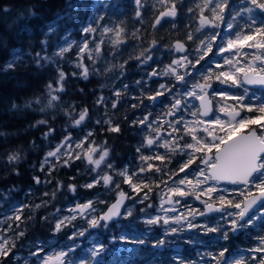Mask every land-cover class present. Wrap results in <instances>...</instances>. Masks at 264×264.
I'll return each instance as SVG.
<instances>
[{
	"label": "trees",
	"instance_id": "obj_1",
	"mask_svg": "<svg viewBox=\"0 0 264 264\" xmlns=\"http://www.w3.org/2000/svg\"><path fill=\"white\" fill-rule=\"evenodd\" d=\"M233 1L228 0L224 24L236 16V13H232L233 10L239 12L245 6H234ZM92 2L93 0H0V192L12 193L15 199H19L22 192L38 186L34 178L43 176L38 168L46 152L70 132L77 137L83 136L86 131L91 132L89 140L100 150L108 151L109 161L115 169L125 167L126 163L130 168L138 166L142 160L141 155L149 154L147 150H143V143L141 146L139 120L149 113L159 116L154 108L156 101L148 99V96L164 91L160 89L161 84L166 85L171 92L178 87V82L172 75L161 74L176 57L173 43L182 41L193 55L201 41L208 36L207 30L199 28L200 9L197 5H202L203 0H172L168 4H162L159 0H141L139 18L135 15V0H110L106 7L100 5L96 8L99 9L96 16L103 26L113 32L118 27L122 28L124 31L121 38L124 42L114 45L115 38H109L110 40L101 42L102 50L94 58L89 59L84 55L83 66L89 73L88 78L84 79L81 75L83 69L68 61L75 49L65 54L64 63L54 54V50L67 29L77 28L76 19L80 16L69 20L68 11L70 17L74 11L90 12ZM172 3L176 5V16L162 19L154 28L153 24L160 12L165 11ZM84 16H87V12ZM204 16L212 19L211 10H205ZM241 20L240 17L237 20L240 26ZM49 25H54L55 30L49 31ZM133 33H136L135 37ZM189 33L193 36L192 40L188 39ZM153 41L156 42L155 46ZM37 53L40 55L37 56ZM148 56L151 59L144 62ZM12 62L14 67L8 68L7 65ZM202 64L200 62L195 68L200 70ZM59 71L65 73L63 91H52L49 84L53 89L61 87V83H58ZM153 72L157 75H152ZM214 80L215 78L210 82ZM188 84L189 81L184 87ZM50 92L59 99L51 101L53 104L48 106ZM116 92H120L119 97L115 95ZM167 92L169 91H164V94ZM61 103H65L64 106ZM113 103L116 104L115 108L112 107ZM85 109L87 116L78 132L72 125ZM134 116L139 119L131 121L136 118ZM41 120L46 123H38ZM106 120L111 121V126H118L119 131H110V125L104 123ZM45 133L50 134L46 137ZM189 141V136L181 139L183 144ZM10 154H17L20 159L9 163ZM165 157L163 162L152 159L151 163L159 165L161 162L171 167L168 156ZM92 176L79 159L52 169L48 176L50 198L40 206L38 213L23 223L26 226L22 236L24 241L49 240L53 236L52 222L49 219L51 213L66 207L82 194L91 196L99 190L95 187L83 188L93 180ZM69 185L75 186V192L69 189ZM261 236H264V232L253 231L247 236L240 234L231 237L226 248L228 252L238 248H251L256 244L251 238ZM124 258L116 255L104 264H144L141 259L129 262Z\"/></svg>",
	"mask_w": 264,
	"mask_h": 264
},
{
	"label": "rangeland",
	"instance_id": "obj_2",
	"mask_svg": "<svg viewBox=\"0 0 264 264\" xmlns=\"http://www.w3.org/2000/svg\"><path fill=\"white\" fill-rule=\"evenodd\" d=\"M109 1L110 0H94L92 2L93 4L90 12L87 10H83L80 13L74 11L71 12L72 17H70V11H68L67 15L69 20L71 18L75 19L77 16L80 17L79 19H76L78 22L77 28L72 27L69 28V30L67 29L63 33L60 42L58 43L56 49L54 50V54L57 55V53L60 51L61 48L67 47L69 49L67 52L63 54L62 57L58 55L62 59V63H64V60L66 59L65 54L71 51V49L72 50L75 49V52H73L72 57L71 58L68 57V61L71 65L78 67L77 66L78 64H83L84 55H87V57L89 58V52H91L92 58L95 57V55L97 54L95 49L97 45H99L100 47L101 42H103L104 40L105 41L110 40L109 38L117 39L116 32H113L112 30L107 33L104 32V29L107 27L103 26L99 22L100 18H97L98 16H96V14L99 11V9L96 10V8L99 7L100 5H103L102 7H106ZM171 1L172 0H170V2ZM124 4L125 3H121V5ZM249 6L251 5H248V7ZM170 7L171 6H169L168 8ZM211 7L212 6L209 7V10L211 9ZM225 11L223 13V16L225 15ZM86 12H87V16L83 17V15H85ZM232 13L235 14V11L233 10ZM242 15L248 16V13L242 11ZM209 20L212 19L209 18ZM228 23L234 25L235 21L232 19L229 20ZM228 23L224 24V21L212 20V24H218L219 26L213 27L211 24H209V26L205 25L203 28H201V25L199 24V28L201 30L203 31L207 30L206 34H208V36L206 37L204 42L212 43V49H213L215 46L225 44L227 39L234 38V36H232L233 32L229 31L226 27ZM86 27H92L95 29V31L85 34L83 32V29ZM75 29L76 32H74ZM217 33L219 34L222 33L221 37H219L218 35L216 36L215 40H212V36ZM85 43H87L88 47L87 49L84 50V52H81V48ZM200 47H201V43L197 47V49ZM101 50L102 48H100V51ZM210 53H208V55ZM220 54H222L221 59L223 63H224V59L231 55V54L229 55L226 52ZM199 55L200 52L197 51L193 55L189 53L186 54L185 56L188 58V60L195 63L194 58H198ZM208 55L205 56V58L200 61L203 62L202 66H200L201 68L200 70H197V68H190L192 67L191 64H187L186 67L177 68L179 74L191 73V75H185V81H189V84L186 87H184L185 83L178 82L177 90L173 92L169 91L170 94H167L166 96H171V98H173L174 101H161L163 110L158 114L159 115L158 117H155V120H157L158 122L146 121L144 124L139 123L138 135L141 137V146L143 143V147H142L143 150H148L144 136L145 135L144 129H148L152 131V129H154L155 127V123H156V128L159 127L160 129L164 123L165 118L169 117L168 115H166V113L169 111V109L171 108L172 104L175 102L176 99L181 100V107L179 110L175 111V115L171 119V121L180 119L181 123L175 126L177 128L182 129L183 121H191L194 119L190 113L197 109V101L195 98L185 95V92L190 89L191 84L193 82L201 79V75H206L208 71L220 72V70H217L219 68L216 67V63L220 64V62L216 60L214 57L209 58ZM14 58L15 59L17 58L16 55H14ZM175 59L180 60L181 56H178L177 58L175 57ZM173 67L176 66L173 65ZM225 70H228V67H226V69H224L223 71ZM237 79H239V74H237ZM215 81L220 86L236 87L234 85H231V81H228L225 84H221L217 80H214V82ZM251 97L253 101H259V103H253L251 104V106L259 107V105L262 102H264V95L260 92H253L251 94ZM52 104L53 103H51V105ZM64 104L65 103L63 104L61 103L60 105L64 106ZM216 115L222 116L223 114L217 111ZM135 117L136 116H134L133 118ZM213 118L214 116L210 117L209 119H213ZM137 119L139 118L136 117L131 121H135ZM209 119H204V120H209ZM82 123L79 126L73 124L72 127L77 128V131L79 132ZM158 123H161V125ZM149 125H151V128H149ZM88 133L89 132L86 131L85 134H83V136L77 137L73 134V132H70L67 134L66 137V138L70 137V139L64 138L61 142L54 144L53 147L46 152L41 162V165L38 168V172L43 174L41 178L38 177L40 183H37L38 186H35L33 188L26 190L25 192H22L20 194L19 199L17 198L15 199L12 193L0 192V236H6L7 238H9L10 243L8 245V248L11 249L8 252L7 256H0V264H42L43 259L46 257L53 258L50 261V264H60V262L57 261L55 257L61 251L68 252V255L62 258L64 264H80L81 261H83V264H97V261H103L104 264L105 262H107L106 257H108L107 259H111L114 256L118 255L120 252L124 253V257H125L124 259L126 261L130 259L132 261L134 260L133 259L134 254L136 256V251L143 250L142 244L135 242L138 239H143L144 240L143 244H146V242L148 243V245L150 244L149 248L151 247V245L156 244L159 240H164L165 243L161 249H163L164 251L169 250L171 254L168 253L169 261H165V263L157 262L158 264H195V260L181 262L180 258L176 257L175 252H178L177 250L180 249L178 246L183 245L184 243H187L190 246L197 245L201 247V249L198 252V259L196 260L197 264H215V261L211 260L209 253H211L212 255H218V253L227 245L226 242L229 239H231V231L229 230V224L232 217H228L226 220L223 214L220 213V214H214L207 217H203L202 219H198L199 212H204V208H205V204L201 203V200H205L208 203H213L214 200L208 201L206 196H201L200 200L195 199L194 196H186V197L171 196V193L168 192V187L177 186L178 181L181 179L195 180L196 176L193 175V173L194 171L198 173L197 166L199 165L200 168L204 167V165L200 163V160L198 159L194 164L190 165L189 168H187L186 172H180L179 175L176 174V178H174L173 173L169 172V167L167 164L160 162L159 165H155L151 163L152 159L147 162L141 160V163L138 164V166L133 167V171L130 172V174L128 175L132 176L133 183H138L140 181H143L144 183L149 184L151 186V191H149L147 188H142L139 192H134L130 184L124 182V177L119 175V172L116 171L114 167H112L113 165L109 161L108 156L103 161H101L99 167H96L94 164L88 163L86 159V153L89 148L94 147L97 149V151L91 154L94 160H98L104 151L103 149L100 150L99 148L93 145L92 141L89 140ZM155 133L156 131L153 134H150L149 136L155 138L156 137ZM200 135H203V133H200ZM164 139L173 140V141L175 140L172 137L163 136L161 137L160 140L156 141V144L157 145L162 144ZM61 144H64L65 146L60 149V152H58L55 157H48L47 162H45V158L47 157V154L50 151H55L57 147ZM69 144L71 145L70 148L67 146ZM77 144H82V147H76ZM183 145H184L183 143L182 144L179 143L176 146L177 151L175 152V154H170L173 152L168 150L167 152H164L165 148L162 147L163 148L162 151L159 149H157L156 151L152 150L151 151L152 153L149 152L147 156L155 157L156 155L165 156L166 154H168L169 161H172L174 159L173 155H176V157H178V154L180 155L184 154L188 158L187 150H184L182 148ZM77 154L80 155L79 160H81L87 166V169H89V173L93 174L92 177L94 178L89 182V184H93L94 185L93 187L99 188V190L95 191L91 196L82 194L80 198L75 199L72 203L68 204L66 207L62 208L61 210L54 211L53 214L51 213L49 219L52 222L53 236L49 240L25 242L24 237L22 238V236H19L18 234L20 232L24 233L26 226H23V223H25L33 215L39 212L40 207L37 208L36 205L41 206L42 204L47 202L48 199L50 198L49 197L50 179L48 177L50 172L52 171V169H54L57 166L65 165L64 162L65 160H69V156H71L72 159L69 160L68 163L76 160L75 157ZM197 155L199 156V154ZM141 156H145V155H141ZM187 158H184L180 161L179 167L185 160H187ZM146 164H152L153 169L141 172L140 169L142 167L147 169ZM109 165L111 166L109 167ZM155 168H160L161 171L156 172ZM104 175H109L112 177V181L108 186H105L103 180L101 179V177H103ZM97 180H99V183H96ZM165 181H167V185L164 183ZM121 183H123L126 186L124 193L129 195L128 196L129 204L125 208V212L122 215V219L119 220V222L116 223V226L110 230H109L110 226L104 227L103 223L100 224L99 227H95V228L91 227L89 224V220L92 219L93 217L99 218L104 213L103 206L105 204L108 205L111 202L114 203L115 200L119 198L118 192L122 190L120 187L117 188L116 185L120 186ZM206 186L207 185H202V187H206ZM216 186L218 188L228 189L229 191L237 187V186L230 187L222 184ZM84 187L85 186H83V188ZM179 187L184 189L190 186L179 185ZM229 191H226L224 193L216 192L213 194V197L215 198L216 196L224 194L227 199H231L232 197L229 194ZM45 193H47V195H45ZM145 194H147V199H144ZM169 196H171L173 203L162 204V201H167L169 199ZM114 198L116 199L114 200ZM236 199H240V197H236ZM88 201L93 202L92 209L94 210L90 209L86 211L83 215H81L79 211H75V212L72 211V209H76V206L78 204H84L87 203ZM176 201L179 202L176 203ZM139 205L140 207H137ZM215 205L219 206L218 203H215ZM18 209L19 212H17ZM169 209H175V210L172 211ZM190 209L197 210V214L194 220L192 219L191 216H188V220H191L193 224L207 225L209 227L219 226L220 231L206 233L203 230V228H199V227L188 229L187 222L183 219L182 214L187 215ZM226 211L235 212L237 210L226 209ZM129 212H131V215H128ZM17 214H19L21 217L19 221L15 220V216ZM73 215L76 216V219L71 220L70 222L66 220L65 221L66 226L62 225L61 231L59 232L55 231V223L58 220L64 219L65 217L70 218ZM176 216H181L180 224L172 223V219L175 218ZM155 217H161L159 223L153 225H148L145 223L146 219L155 218ZM164 218H169L168 225H165L163 223ZM9 225H11V229H9ZM166 228L167 229L176 228L177 231L175 233L169 231L167 234H165ZM81 231L84 232L83 236L79 235ZM224 231H228V235H229L228 240L223 239L222 233ZM240 231L243 232V234L246 236L251 234L253 231L264 232V220H254L252 225L240 229L239 232ZM108 232L110 233V236H108L106 239L109 241L108 242L109 244L107 245L105 244L106 240L104 236L106 235V233L108 234ZM121 236H124L125 240H121L120 239ZM70 237L73 238L70 239ZM203 237L205 238V240H203ZM251 240L256 242V244L253 247L238 248L235 250L236 253L230 256L226 255L225 253V257L227 258V260L228 261L239 260L240 264H258V259L261 256H264V253H254L252 249L259 246V238L252 237ZM13 243L15 247L12 246ZM101 244L104 245L105 251L102 252L98 257H96L95 260H93L90 250H92L95 246H99ZM114 244H116V246ZM69 247H71L73 250L68 251ZM33 253H39V255H34ZM253 257H256V259H253Z\"/></svg>",
	"mask_w": 264,
	"mask_h": 264
},
{
	"label": "snow or ice",
	"instance_id": "obj_3",
	"mask_svg": "<svg viewBox=\"0 0 264 264\" xmlns=\"http://www.w3.org/2000/svg\"><path fill=\"white\" fill-rule=\"evenodd\" d=\"M162 4H168L170 0H160ZM243 2V0H242ZM247 4L251 5L249 7H245L242 11L248 13V20L250 23L247 25L248 31H236L234 34V38H229L226 40L225 44L219 45L218 50L220 53L231 52L229 57L224 59V64L228 65V70L213 72L208 71L206 75H201V79L193 82L189 90L185 92V95L189 97H193L196 100L200 101L199 107L192 111L190 114L194 118L191 121H183V127L177 128L175 125L180 124L181 120L177 119L175 121H169V127L172 128V131L177 133L179 139H183L184 136H190L191 142H186L182 148L187 150V160H185L179 167L177 175L180 172H184L190 165L194 164L198 159L200 163L204 165L203 168L198 167V173L194 171L193 175L196 176L195 180L192 179H181L178 181L177 186H169L168 192L171 193V196L177 197H186V196H194L195 199L200 200L201 196H206L208 201H213V203H208L205 200H201V203L205 204L206 212H199V215H206L207 212H220L223 214L224 218L227 220L228 217H232L229 230L233 233L237 232L240 229L248 227L253 224L254 220H264V102H262L259 107L253 109V107L249 105H244L242 102L245 99L243 95L236 96L233 94H229L227 92H217L213 90L214 95H219L225 100H236L240 103L238 105L231 104H220L216 111L223 114L215 115L213 119L204 120L200 117H207L213 111L212 108V100L208 95V89L211 88L210 81L215 78V80L219 81L221 84H225L228 81H231V85L236 87H241L242 84H259L264 85V0H246ZM135 4L137 5L136 17L139 18L141 16L140 5L141 0H135ZM214 5V6H213ZM211 7L212 12V20L215 21H223L224 16L223 13L225 9L229 6L228 0H203L202 5H197L200 9V25L203 28L206 24H211L213 27L219 26L218 24H212V20L204 16L205 10H208ZM71 7V5H70ZM219 10V11H217ZM258 10V14H257ZM191 11V9H189ZM34 14V13H33ZM176 5L175 3L171 4V7L166 9L165 11L160 12V16L156 18L153 27L160 24L161 18L175 17L176 16ZM240 13L237 12L236 15ZM233 20H235V15L233 16ZM229 31L232 30L233 25L228 23L226 25ZM54 25H49V31H54ZM95 29L92 27H86L83 29L85 34L94 32ZM111 31V29L105 28L104 32L107 33ZM122 28H117L116 37L117 39L113 40L114 45H118L123 43V39L121 38V34L123 33ZM220 35L219 33L214 34L212 36V40L216 39V36ZM133 36H136V33H133ZM259 37V38H258ZM188 39L192 40L193 36L191 33L188 34ZM251 42V43H249ZM46 43V42H45ZM155 41L152 42L153 46H155ZM88 45L85 43L81 48V52H84L87 49ZM177 51L183 52L185 51L184 45L180 42H177L174 45ZM250 48L258 50V54H250L248 52H244L243 49ZM69 49L67 47L61 48L57 53L59 56H63L65 52ZM97 55L100 52V47L97 45L95 49ZM200 52L199 57L196 59L195 63L188 60L185 56L180 60H174L171 65L166 66V68L161 73L162 75H172L175 77L177 82H183L187 84L185 81V75H191V73L179 74L177 72V68L186 67L187 64H191L193 68L196 67L197 64L200 63L201 60L205 58L212 51V43H205L201 41V47L197 49ZM40 54L37 53V56ZM143 55V53H141ZM91 52H89V59H91ZM139 59V57H136ZM246 58L244 63H241V59ZM147 59H151V56H148ZM258 62V63H257ZM175 65L176 67H173ZM78 67H81L84 79L88 78V69L83 66V64H78ZM8 68L14 67V62L9 63L7 65ZM123 68V65L120 66ZM216 67L220 68L221 65L216 63ZM237 74L242 75L243 80L237 79ZM152 75H157V73L153 72ZM65 79V73L63 71H59V81L61 83V87L58 89H53L52 85L49 84L48 87L52 91H63L62 81ZM160 89L164 91H170V89L166 88V85L161 84ZM164 91H157L154 95L148 96V99L155 102L157 96L164 95ZM247 91V90H245ZM51 95V92L49 93ZM115 95L117 97L120 96V92H116ZM59 97L55 95H51V100L49 101V106H51V101L58 100ZM103 101V97L100 98V102ZM39 102V101H37ZM113 108L116 107V104L113 103ZM135 107V105L133 106ZM181 107V100L176 99L172 104L169 111L166 113L168 116L175 115V111L179 110ZM243 109H247L248 112H253L254 110L260 115L255 117L250 116H242L241 111ZM43 110V109H41ZM87 116V109L83 110L80 113L79 119L74 121L76 126H79ZM148 120V117L145 116L142 120L139 121L140 124H144ZM38 123L44 124L46 121H39ZM104 123L110 125V131H119L118 126H111V121L106 120ZM163 123V122H162ZM255 126V127H254ZM151 128V125H149ZM247 130V131H242ZM51 131V130H50ZM152 131L159 132V127L152 129ZM183 132V135L180 133ZM203 133V135H200ZM50 133H45V136ZM91 135V132L88 133ZM172 133H169L171 136ZM66 139H70L66 138ZM161 137L157 135L154 138L151 136L146 137L147 146L151 147L157 140H160ZM179 139L168 140L164 139L163 143L158 145L159 147H164L166 150L175 153L177 151V145L179 144ZM64 144H61L57 147L55 151H50L45 158V162H47L48 157H55L60 149L64 147ZM69 148L71 145H67ZM76 147H82V144H77ZM97 151L96 148H89L86 153V159L89 164H94L96 167H99L101 161H103L108 156V151L105 149L98 160H94L92 158V153ZM139 151V149H137ZM199 154V156L197 155ZM20 159L17 154H10L8 156L9 163H15ZM72 157L69 156V160ZM75 159H80V155L77 154ZM141 159L145 162L156 159L161 162L166 160L165 156L156 155L155 157L150 156H141ZM69 160H65V165L68 164ZM111 165H109L110 167ZM153 165L147 164V169L141 168L140 171L144 172L146 170H152ZM43 170V169H42ZM156 172H160V168H155ZM119 175L124 177V182L130 184L132 190L134 192H139L142 188H147L151 191V186L143 181L138 183L132 182V176L128 175L127 170H124L119 173ZM135 175V174H133ZM36 183H40L39 178H34ZM105 186H108L112 177L109 175H104L101 177ZM212 182V183H209ZM231 184L237 186L232 190L218 188L216 185L221 183ZM99 183V180L96 181ZM167 185V181L164 182ZM179 185H187L190 187L182 189ZM202 185H207L206 187H202ZM93 184H87L85 187L91 188ZM159 186V185H157ZM119 188V185H116ZM69 189L75 192V186L69 185ZM229 191L231 195V199H227L224 194L213 197V194L216 192L224 193ZM47 195V193H45ZM54 195V194H53ZM119 199L116 203L112 204L108 209L107 213H104L99 218L93 217L89 220V224L91 227H99L100 221H104V227H107V222L113 219L115 216L119 215V209L126 197V194L123 191L118 193ZM171 196L167 201H162L163 203H173ZM236 197H240V199H236ZM144 199H147V194H145ZM142 202V201H141ZM179 201H176L178 203ZM92 201H88L84 204H78L76 209H72L73 212L79 211L81 215H83L86 211L92 209ZM215 203H218L219 206H215ZM37 208L40 205H36ZM226 209H236L237 211H226ZM94 210V209H92ZM174 211L175 209H169ZM168 211V210H166ZM19 212V209L17 210ZM197 214V210L190 209L187 215L182 214L183 219L187 222L188 229L192 228H203V230L207 232H218L220 231V227H209L207 225H197L193 224L191 220H188V216H191L194 220ZM131 215V212L128 213ZM21 219L20 215L17 214L15 216V220L19 221ZM76 219V216L65 217L64 219H60L55 223V231H61L62 225H65V221H71ZM161 217L149 218L145 220V223L148 225H153L159 223ZM163 223L165 225L169 224V218H164ZM172 223L180 224L181 216H176L172 219ZM9 229H11V225H9ZM169 231L175 233L177 231L176 228L165 229V234ZM19 236H23L24 233L20 232ZM79 235L83 236L84 232L81 231ZM223 239L228 240L229 235L228 231H224L222 233ZM73 237H70L72 239ZM121 240H125L124 236L120 237ZM136 243L143 244V239H138L135 241ZM10 243L9 238L6 236H0V256H7L8 252L11 250L8 248ZM164 240H159L153 247H159L164 245ZM15 247L14 243L12 244ZM73 249L69 247L68 251H72ZM91 251V256L93 260L98 257L102 252L105 251L104 245L95 246ZM228 251L227 248H223L218 255H212L209 253L211 260L215 261V264H240L239 260L236 261H228L225 257V253ZM252 251L254 253H264V236L259 237V246L253 248ZM34 255H39V253H33ZM68 252L61 251L59 252L55 259L60 262V264H64L62 258L67 256ZM52 257H46L43 259L42 264H50ZM256 259V257H253ZM83 264V261L80 262ZM97 264H103V261H97ZM258 264H264V256H261L258 259Z\"/></svg>",
	"mask_w": 264,
	"mask_h": 264
},
{
	"label": "flooded vegetation",
	"instance_id": "obj_4",
	"mask_svg": "<svg viewBox=\"0 0 264 264\" xmlns=\"http://www.w3.org/2000/svg\"><path fill=\"white\" fill-rule=\"evenodd\" d=\"M135 3V2H134ZM245 3V0H234L233 1V5H238V4H243ZM257 14H258V10H257ZM236 20L234 25H233V28H232V36H234L235 32L236 31H248L249 29L247 28V25L250 23V21L248 20V17H243L242 18V25H238L237 24V18H235ZM241 19V18H240ZM244 22V23H243ZM209 26V24H206V26ZM243 30H242V29ZM222 34V33H221ZM221 34L219 35V37H221ZM244 52H248L250 54H258V50L256 49H250V48H245L243 49ZM228 53L229 55L231 54V52H226ZM221 56L222 54L219 53V50H218V46H215L211 53L209 54V58H215L216 60H218L220 62V64L222 65L220 67V69H222V71L224 70L225 67H229L228 65H225L223 62H222V59H221ZM241 59V63H244L245 59L246 58H239ZM258 63V62H257ZM203 68V67H202ZM226 69V68H225ZM178 72V70H177ZM239 80L242 81V75L239 74ZM213 90H216L217 92H227L229 94H233V95H236V96H241L243 95L245 97V99L243 100L245 102H243L244 105H251L253 103H259V101H253L252 97H251V94L253 92H260L264 95V85H260L256 88L254 87H250V86H247L245 84H242L241 87H232V86H228V87H224V86H220L216 81L211 83V88L208 89V95L209 97L211 98V100L213 101V105H214V113H213V116H215L217 114V111L216 109L218 108V106L223 103V104H231V105H238V101L236 100H225L223 99L222 97L220 96H217V95H214L213 93ZM247 90V91H245ZM167 94H170V93H167ZM167 94L163 95L162 97L160 98H157L155 101L156 104H154V108L156 110V112H158V114L163 110V107L161 106V101H174L173 98H171V96H166ZM198 101V100H196ZM198 107V105H197ZM257 108L254 106V109ZM241 115L242 116H250V117H255L257 115H260V113L256 112L255 110L253 112H248L247 109H243L241 111ZM148 117V120L147 121H157L155 120V115H153V113H149L147 115ZM174 117L173 116H169V117H166L165 120H164V123L163 125L161 126L160 128V131L159 132H156L155 135H159L160 137H163V136H167V137H172L174 139H179V136L177 135V133L173 132L172 131V128L170 127L169 128V124L168 122L171 121V119ZM158 122V121H157ZM161 125V123H158ZM144 127V126H143ZM255 127V126H254ZM156 128V123H155V127L154 129ZM145 130V140H146V137H149L150 134H153L155 131H151V130H148V129H144ZM151 131V132H150ZM243 131H247V130H243ZM150 132V133H149ZM169 133H172L171 136H169ZM183 133L181 132L180 135H182ZM155 139V138H154ZM179 143H182L181 142V139H179ZM147 151L148 153L151 152L152 150L153 151H156L157 149L161 150L162 151V147H159L156 143H154L151 147L147 146ZM164 152H167V150L165 149ZM152 153V152H151ZM170 154H173V153H170ZM175 154V153H174ZM167 156H169L168 154H166ZM168 158V157H167ZM173 160L170 161L171 163V167H169V172L170 173H173L174 175V178H176V173L177 171L179 170V164H180V161L184 158H187L184 154L183 155H180L178 154V157H176V155H173ZM126 163L125 167H118L116 168V171H118L119 173L122 172L123 170H127V172H129L128 174H130V172L133 171V167L130 168L129 166ZM187 170V169H186ZM186 170L184 172H186ZM179 175V174H178ZM121 179V178H120ZM121 190L124 192L126 186L121 183L120 186ZM119 193V192H118ZM128 194H126V206L125 208L127 207V205L129 204V198H128ZM112 198V197H111ZM116 198H114L115 200ZM113 200V199H112ZM112 203V202H111ZM110 203V204H111ZM106 205V207L103 206V211L105 212V210L109 207V205ZM137 207H140L137 206ZM125 208L122 210V213L120 214V216L118 218H116L114 221H112L111 223H107L108 226H110L109 230L114 228L116 226V223L119 222V220L122 219V215L124 214L125 212ZM198 219H202V218H198ZM104 225V222H101L100 221V224ZM241 234V231L240 233ZM110 236V233L108 232V234L106 233V235L104 236L105 237V240L107 239V237ZM109 241L106 240V243L105 244H109L108 243ZM116 246V244H114ZM150 245V244H149ZM149 245L148 243L146 242V244H142V249L143 250H139V251H136V256L134 254V260L132 261H135V260H138V259H141L144 261V264H155L157 262H160V263H165V261H169V257H168V253H170L169 250L167 251H164L162 248V246H159V247H153V245H151V247L149 248ZM180 249L177 250L178 252H175L176 254V257H179L180 258V261L181 262H185V261H193L195 260V264H197L196 260L198 259V252L199 250L201 249V247L197 246V245H193V246H190L188 245L187 243H184L183 245H180L178 246ZM150 251V252H149ZM171 254V253H170ZM119 256H124V253L120 252L118 254ZM108 257H106V261H108L109 259H107ZM136 258V259H135ZM156 260V262H155ZM130 262L131 259L129 260ZM149 261H152V262H149ZM179 261V262H180ZM155 262V263H154ZM158 264V263H157Z\"/></svg>",
	"mask_w": 264,
	"mask_h": 264
},
{
	"label": "water",
	"instance_id": "obj_5",
	"mask_svg": "<svg viewBox=\"0 0 264 264\" xmlns=\"http://www.w3.org/2000/svg\"><path fill=\"white\" fill-rule=\"evenodd\" d=\"M169 18H171V17L165 16V17L161 18V20H162V19H169ZM161 20H160V22H161ZM177 42H180V43H182V44L184 45L185 51L180 52V51H177V50L175 49L174 45H175ZM173 49H174V51H175V53H176L177 55H183V54H186L187 51H188L187 46H186L182 41H175V42L173 43ZM181 59H182V58H181ZM242 80H243V77H242ZM245 85L250 86V87H254V88L260 86L259 84H245ZM199 105H200V101L198 100V106H199ZM212 108H213V102H212ZM213 110H214V108H213ZM212 114H213V111L209 114V116H207V117H202V118H208V117H210ZM221 184H226V183H223V182H222ZM227 185H229V186H234V185H231V184H227ZM118 199H119V198H118ZM118 199H117V200H118ZM117 200H115L114 203H116ZM114 203H112V204H114ZM112 204H111V205H112ZM111 205L107 208V210H106L104 213H107V212H108V209L111 207ZM125 205H126V197H125V199L123 200V202H122V204H121V206H120V209H119V215H118V216H115L113 219H111V220L108 221L107 223H111V222L114 221L116 218H118V217L120 216V214H121L123 208L125 207ZM217 207H218V206H217ZM204 212H206V208H204ZM219 213H220V212H207L206 215H203V216L199 215V217H200V218H203V217H207V216L214 215V214H219ZM232 235H233L234 237H236V236L238 235V231L235 232V233L232 232Z\"/></svg>",
	"mask_w": 264,
	"mask_h": 264
},
{
	"label": "bare ground",
	"instance_id": "obj_6",
	"mask_svg": "<svg viewBox=\"0 0 264 264\" xmlns=\"http://www.w3.org/2000/svg\"><path fill=\"white\" fill-rule=\"evenodd\" d=\"M94 1V0H93ZM70 3V2H69ZM178 41H180V40H178ZM104 222V221H103Z\"/></svg>",
	"mask_w": 264,
	"mask_h": 264
}]
</instances>
